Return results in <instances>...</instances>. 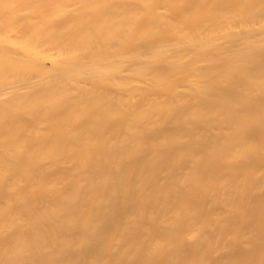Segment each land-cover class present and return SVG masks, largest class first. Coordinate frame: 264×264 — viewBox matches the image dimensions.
<instances>
[{
  "label": "bare ground",
  "instance_id": "1",
  "mask_svg": "<svg viewBox=\"0 0 264 264\" xmlns=\"http://www.w3.org/2000/svg\"><path fill=\"white\" fill-rule=\"evenodd\" d=\"M0 264H264V0H0Z\"/></svg>",
  "mask_w": 264,
  "mask_h": 264
}]
</instances>
